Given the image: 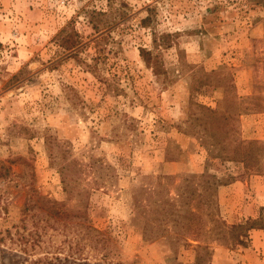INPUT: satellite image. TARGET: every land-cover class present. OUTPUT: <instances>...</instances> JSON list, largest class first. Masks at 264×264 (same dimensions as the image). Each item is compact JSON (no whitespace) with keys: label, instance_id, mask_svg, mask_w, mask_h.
I'll return each instance as SVG.
<instances>
[{"label":"rangeland","instance_id":"374dc122","mask_svg":"<svg viewBox=\"0 0 264 264\" xmlns=\"http://www.w3.org/2000/svg\"><path fill=\"white\" fill-rule=\"evenodd\" d=\"M67 35L79 46L62 47ZM260 113L264 0H0V237L30 234L31 259L56 264H194L199 246L211 264L213 243L264 225L233 228L218 200V182L258 189ZM49 137L83 165L73 195ZM173 161L183 171L169 174ZM23 259L0 242V264Z\"/></svg>","mask_w":264,"mask_h":264},{"label":"crops","instance_id":"0c3cea01","mask_svg":"<svg viewBox=\"0 0 264 264\" xmlns=\"http://www.w3.org/2000/svg\"><path fill=\"white\" fill-rule=\"evenodd\" d=\"M254 117V116H252ZM259 122L251 125V129L257 130L253 138L264 140V133L261 135L260 122L264 121V113L257 115ZM196 169L200 165H196ZM166 166L169 174H177L183 171L178 162H170ZM200 171H203L200 170ZM258 189L255 191L253 180L236 179L229 184L218 188V200L224 211V217L229 225L244 224L246 221H257L264 214V176H257L255 179ZM249 186L252 190L249 189ZM228 237H231L228 232ZM245 244L236 239V244H224L216 241L211 246V264H264V228L254 227L248 230L247 236H241ZM198 242V241H196Z\"/></svg>","mask_w":264,"mask_h":264},{"label":"trees","instance_id":"16d2710c","mask_svg":"<svg viewBox=\"0 0 264 264\" xmlns=\"http://www.w3.org/2000/svg\"><path fill=\"white\" fill-rule=\"evenodd\" d=\"M99 13L104 14L103 12H99ZM144 23L146 24L145 20H144ZM99 30H98V32H99ZM79 44H80V42H78L76 39H74L70 35H67L65 37V39L61 42V46L67 50H72V49L78 47ZM140 53H141V56H142L143 60L145 61V63H147V65H150L156 74H161V71H162L161 63L159 61H156V59H154L152 51L145 49V48H142L140 50ZM74 54H77V53L74 52ZM82 63H84V61H82ZM87 66L92 67V65H90V64ZM200 108L203 109L204 111L210 113L214 117L215 116L217 117V115H218V113L215 110H213L209 107H205V106L200 105ZM47 140H48V144H49L48 149H49L51 162L53 165L59 166L62 184L64 186V191L69 193L70 195H73L74 188L76 189L78 187V185L81 184L82 172L84 170L83 165L79 162V160L71 157V155L69 154V151L67 149H64V146L60 144V141L55 140L52 137H49ZM54 141L57 143V145L52 143ZM56 146L58 147L57 149H56ZM57 150H59V151H57ZM86 166L91 168L94 171H97L98 169L102 170V168H103V164L100 162V160L94 159L92 156L90 157V163H88ZM7 175H8L7 168L4 165L0 164V179L6 178ZM200 178L202 181L201 183H203L206 186V188H209V186L214 185L212 182L213 179H216L217 181L219 180L216 177V175H208V174H202ZM188 181L189 182L195 181V177L193 176L192 179H188ZM221 185H224V184L218 182V186H221ZM193 191H194V193H196L197 190L195 189ZM79 192L81 193V195L86 194V192L84 190H81V189ZM56 203L57 202H54V204H56ZM32 207H33V205H31V208ZM29 209H30V206L27 207L26 210L28 211ZM254 225H256V224H252L251 226H249L248 230L251 228H254V227L264 228L263 224H261L260 226H254ZM236 227H238V226L233 225V228H236ZM16 235H17V237H14L15 234L12 232V230L6 229L5 235H1V237H0V242H5L6 238L9 236L10 241L20 243L21 249L23 250V253L25 254V259H23V261H21V262H18L17 264H56V262L54 260L50 259L49 257H36V258L31 259V253H29L30 250H28L29 249L28 247L31 245L30 234H25V233L17 230ZM245 236H247V234H245ZM143 237L146 240H149V239L155 240V239L159 238L160 235L155 234V235L148 237L146 230H143ZM238 240L240 241V239H238ZM240 242H243V244H245V242L242 241V239ZM202 248L209 250L207 247L199 246L198 258L194 264H210L208 262L206 263L204 253H202V251L200 252V250Z\"/></svg>","mask_w":264,"mask_h":264}]
</instances>
